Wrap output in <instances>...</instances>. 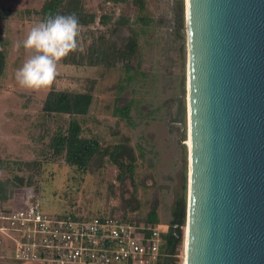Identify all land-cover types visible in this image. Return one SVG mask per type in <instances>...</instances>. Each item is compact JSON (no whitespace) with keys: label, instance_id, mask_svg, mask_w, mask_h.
<instances>
[{"label":"rangeland","instance_id":"obj_1","mask_svg":"<svg viewBox=\"0 0 264 264\" xmlns=\"http://www.w3.org/2000/svg\"><path fill=\"white\" fill-rule=\"evenodd\" d=\"M84 1L98 18L94 25L81 30L86 31L78 37L82 50L86 51L101 31L113 26L98 23L100 15L130 19L131 23L119 24L114 32H108L119 45L129 41L131 28L142 32L130 70L121 64L104 68L60 62L52 86L37 92L16 83V70L26 59L23 47L17 49L16 45L41 22L35 11L44 0H0V51L5 52L0 75V94L5 98L0 101V110L11 109L13 115L11 126L8 122L0 126V135L5 131L9 136L11 130L16 135L11 148L3 146L0 155V179L11 180L7 199L0 198V212L22 207L35 192L44 210L55 214L127 215L136 221L144 220L157 206L161 228L168 231L184 210L178 254L184 264L190 165L186 0H144V12L134 0ZM141 14L154 21L148 26L135 22ZM51 89L92 90L90 111L79 117L83 135L97 138L103 148L121 142L131 147L138 157L134 177L120 180L119 170L108 156L94 159L84 170L67 163L63 155L54 154L52 138L67 127L70 116L44 111ZM130 101L134 103V124L116 112V107ZM6 118L2 117L4 122ZM3 248L0 264H31L16 261L7 244Z\"/></svg>","mask_w":264,"mask_h":264},{"label":"water","instance_id":"obj_2","mask_svg":"<svg viewBox=\"0 0 264 264\" xmlns=\"http://www.w3.org/2000/svg\"><path fill=\"white\" fill-rule=\"evenodd\" d=\"M185 264H264V0H188Z\"/></svg>","mask_w":264,"mask_h":264},{"label":"trees","instance_id":"obj_3","mask_svg":"<svg viewBox=\"0 0 264 264\" xmlns=\"http://www.w3.org/2000/svg\"><path fill=\"white\" fill-rule=\"evenodd\" d=\"M115 3L127 2L129 0H110ZM139 11H145L144 0H134ZM35 13L43 21L49 14L70 15L75 14L80 24V33L86 35L83 28H89L97 21L98 15L86 8L84 0H44L41 8ZM140 21L144 26H148L154 21L153 17L146 14L138 16L135 22ZM98 23L105 25L111 23L113 26L101 31L97 37L93 38L86 51L78 47V50L64 58L61 63L72 65H90L104 68H115L120 64L128 71L131 62L138 50V35L142 32L131 28V36L126 44L119 45L118 42L108 36V32H114L119 24L131 23L129 18L119 17L113 20L112 15L104 14L99 16ZM180 24L183 27L184 19L181 13ZM5 52L0 51V75L3 72ZM94 95L92 90L70 91L51 89L44 101L43 109L48 113L67 114L70 120L66 128H60L52 138L50 143L55 155H63L67 163L76 165L86 170L94 159L103 160L105 156L113 162L118 170V178L124 180L126 176L134 177L138 157L131 147L123 142L102 147L100 141L94 137L83 135V126L79 117L89 113L93 104ZM134 103L128 102L123 107H116V112L128 123L134 124L131 111ZM11 180L0 179V198L7 199V192ZM73 215V214H72ZM89 217V216H87ZM121 217V216H120ZM131 223H147L160 225V218L157 206L153 207L144 220H132L127 215L121 217ZM184 226V210L182 215L177 216L170 230L163 231L162 252L165 254L159 264H181L179 247L182 245Z\"/></svg>","mask_w":264,"mask_h":264},{"label":"built area","instance_id":"obj_4","mask_svg":"<svg viewBox=\"0 0 264 264\" xmlns=\"http://www.w3.org/2000/svg\"><path fill=\"white\" fill-rule=\"evenodd\" d=\"M43 207L34 192L22 207L0 212V252L7 244L16 261L31 264H159L165 255L161 225Z\"/></svg>","mask_w":264,"mask_h":264},{"label":"clouds","instance_id":"obj_5","mask_svg":"<svg viewBox=\"0 0 264 264\" xmlns=\"http://www.w3.org/2000/svg\"><path fill=\"white\" fill-rule=\"evenodd\" d=\"M80 24L75 14H49L34 25L24 40L26 59L16 70L18 86L29 91H41L52 86L58 75V65L78 50Z\"/></svg>","mask_w":264,"mask_h":264},{"label":"crops","instance_id":"obj_6","mask_svg":"<svg viewBox=\"0 0 264 264\" xmlns=\"http://www.w3.org/2000/svg\"><path fill=\"white\" fill-rule=\"evenodd\" d=\"M29 21H27L28 23ZM27 26H29V24H27ZM5 98V95H2V93L0 94V101L3 100ZM6 100H4L5 102ZM8 115V116H7ZM2 117L4 118H7L4 119V120H7V121H3ZM12 118H13V115H12V111L11 109L10 110H7V109H4V110H0V126L6 122L9 123V125L11 126L12 125ZM16 138V135L12 133V130L10 132V135L8 136V134L4 131L1 135H0V140L1 141V144H0V155L2 153V147L3 146H7V148H11V146L13 145V141L15 142V139ZM9 142V143H8Z\"/></svg>","mask_w":264,"mask_h":264},{"label":"bare ground","instance_id":"obj_7","mask_svg":"<svg viewBox=\"0 0 264 264\" xmlns=\"http://www.w3.org/2000/svg\"><path fill=\"white\" fill-rule=\"evenodd\" d=\"M188 13V0H186V15ZM188 113H189V109H188ZM189 115V114H188ZM188 134H189V142H188V146L190 147L191 149V125H190V115H189V130H188ZM189 160H190V157H189ZM189 175H190V172H189ZM186 263V238H185V261H184V264Z\"/></svg>","mask_w":264,"mask_h":264}]
</instances>
